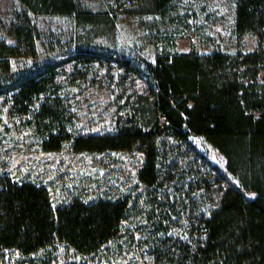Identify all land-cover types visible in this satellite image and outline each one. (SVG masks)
Segmentation results:
<instances>
[{
    "label": "trees",
    "instance_id": "trees-1",
    "mask_svg": "<svg viewBox=\"0 0 264 264\" xmlns=\"http://www.w3.org/2000/svg\"><path fill=\"white\" fill-rule=\"evenodd\" d=\"M170 2L154 0L153 12L165 16ZM235 2L233 31L257 34L253 52L173 48L149 59L77 45L16 69L12 57L37 55L32 14H66L77 24L97 19L82 0H19L8 29L15 41H0V97L9 113L44 151L137 149L143 162L133 194L56 206L44 185L0 173V252L31 257L64 244L97 254L122 235L145 197L154 264H264V0ZM100 74L114 94V116L105 130L81 132L66 88ZM191 136L219 152L225 166Z\"/></svg>",
    "mask_w": 264,
    "mask_h": 264
},
{
    "label": "rangeland",
    "instance_id": "rangeland-1",
    "mask_svg": "<svg viewBox=\"0 0 264 264\" xmlns=\"http://www.w3.org/2000/svg\"><path fill=\"white\" fill-rule=\"evenodd\" d=\"M82 1L97 15L94 23L77 24L73 16L66 14H32L40 31L37 55L12 57V67L23 68L62 55L77 45L122 50L149 59L161 50L173 48L236 53L253 52L258 47L255 32L239 37L233 31L235 0H171L162 17L153 12L154 0ZM19 8V0H0V41L14 43L8 29ZM66 70H70L69 65ZM101 74L66 88L81 132L102 131L112 122L114 94ZM161 127L168 129L165 124ZM190 140L212 163L225 166L224 157L204 140L197 136ZM142 162L143 154L137 149L97 154L74 153L69 147L44 151L31 130L9 113L0 97V173L44 185L54 206L73 197L94 200L133 194ZM147 206V199L142 197L136 210L124 220L122 235L97 254L82 255L64 244L31 257L7 249L0 252V264H154L146 237L150 226Z\"/></svg>",
    "mask_w": 264,
    "mask_h": 264
}]
</instances>
